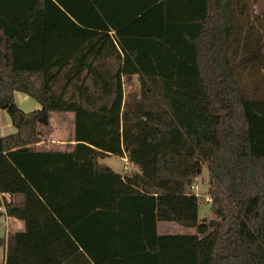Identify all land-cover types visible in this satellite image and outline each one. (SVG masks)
Instances as JSON below:
<instances>
[{
    "label": "trees",
    "instance_id": "1",
    "mask_svg": "<svg viewBox=\"0 0 264 264\" xmlns=\"http://www.w3.org/2000/svg\"><path fill=\"white\" fill-rule=\"evenodd\" d=\"M263 2L0 0V108L17 129L0 137V207L24 223L0 264H264ZM60 113L74 143L40 150Z\"/></svg>",
    "mask_w": 264,
    "mask_h": 264
},
{
    "label": "rangeland",
    "instance_id": "2",
    "mask_svg": "<svg viewBox=\"0 0 264 264\" xmlns=\"http://www.w3.org/2000/svg\"><path fill=\"white\" fill-rule=\"evenodd\" d=\"M264 7V2L262 3ZM126 91H128L129 87L127 85L124 86ZM71 116L67 115H62V114H53L51 118L48 119V124L47 128H44L42 124H39V129L43 131L42 136L43 137H48L52 131H56L54 133V140L56 141H46L45 145L48 147H57L58 146H64L61 141L69 140L72 138L71 134V127H72V118L70 120ZM62 123L63 127L61 126L60 128L58 125ZM53 140V139H52ZM58 141V142H57ZM46 147V146H45ZM100 162L104 165H107L111 168H113L117 172H122L123 169H128L127 166H125L127 161L118 157V156H111L107 157L105 159H101ZM196 185V189L193 190L195 194L198 195L199 201H200V207H199V218L200 220H203L205 218H209L212 215L211 212V207H212V202L211 199L208 195V188H209V172L208 168L206 165L203 166L201 174L197 177V179L194 181ZM168 224H165L164 229L173 231L176 229H173L172 225H183L184 229L187 232H193V229L184 225V224H179V223H172L169 226H166ZM175 226V227H176ZM3 261L2 258V249H0V262Z\"/></svg>",
    "mask_w": 264,
    "mask_h": 264
},
{
    "label": "crops",
    "instance_id": "3",
    "mask_svg": "<svg viewBox=\"0 0 264 264\" xmlns=\"http://www.w3.org/2000/svg\"><path fill=\"white\" fill-rule=\"evenodd\" d=\"M15 100H16V103L20 106V108H22L26 112H30V111H33V110L41 109V105L34 98H32L31 96H29L28 94H25L23 92H15ZM60 114L71 116V118H72V120L70 118V120L72 121V127H71L72 129H71V131H73V128H74L73 115L70 114V113H60ZM47 124H48V122L42 123V126H44V128H47ZM61 126L63 127L62 123H60L58 125L59 128ZM16 131H17V129L13 125L12 120H11L9 114L7 113V111L5 109L0 108V137L14 134ZM40 131L43 133L42 130H40ZM55 132L56 131H52L50 133V135H49V138L46 137V136L45 137L42 136L43 141L38 143V148L40 150L49 149V148L62 150V149H67V148L72 146L71 144L74 143L71 140L72 138H70L69 140L61 141L64 146H58V148L57 147H48L47 145H45L46 141H56V140H54V133ZM109 157H111V156H109ZM120 158H122V159L127 161V157H120ZM123 171H124V169H123ZM0 211L2 212V214H0V237H3V238L6 239L10 233H14V232H17V231H20V230L23 229L24 223L22 221L7 216L5 214V212H4V208L3 207L1 208ZM172 223H174V222H159L158 223L159 232L160 233H165V234L166 233L167 234H175V233H186L187 232L184 229L183 225H179V226L172 225L173 226L172 228L176 229V230H174V232L170 231V230H167V229L163 230L165 224H168L166 226H169ZM5 255H6V249L2 248V258H3V260L5 259Z\"/></svg>",
    "mask_w": 264,
    "mask_h": 264
},
{
    "label": "water",
    "instance_id": "4",
    "mask_svg": "<svg viewBox=\"0 0 264 264\" xmlns=\"http://www.w3.org/2000/svg\"><path fill=\"white\" fill-rule=\"evenodd\" d=\"M43 117L45 118L46 115H43ZM194 224H195V223L192 222V223H186L185 225H186V226H194ZM213 224L218 225L219 222H218L217 220H215V219H211V220L209 221V225L212 226Z\"/></svg>",
    "mask_w": 264,
    "mask_h": 264
},
{
    "label": "built area",
    "instance_id": "5",
    "mask_svg": "<svg viewBox=\"0 0 264 264\" xmlns=\"http://www.w3.org/2000/svg\"><path fill=\"white\" fill-rule=\"evenodd\" d=\"M126 170H129V168L128 169H126ZM197 187H196V185H195V183L190 187V190L191 191H193V190H195ZM1 208L2 207H0V210H1Z\"/></svg>",
    "mask_w": 264,
    "mask_h": 264
}]
</instances>
